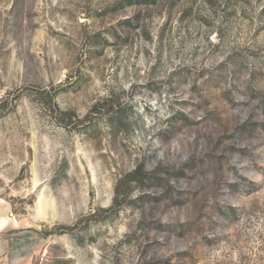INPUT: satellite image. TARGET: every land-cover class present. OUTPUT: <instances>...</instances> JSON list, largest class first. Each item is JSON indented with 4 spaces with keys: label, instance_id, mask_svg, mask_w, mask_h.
Here are the masks:
<instances>
[{
    "label": "rangeland",
    "instance_id": "374dc122",
    "mask_svg": "<svg viewBox=\"0 0 264 264\" xmlns=\"http://www.w3.org/2000/svg\"><path fill=\"white\" fill-rule=\"evenodd\" d=\"M0 264H264V0H0Z\"/></svg>",
    "mask_w": 264,
    "mask_h": 264
},
{
    "label": "trees",
    "instance_id": "16d2710c",
    "mask_svg": "<svg viewBox=\"0 0 264 264\" xmlns=\"http://www.w3.org/2000/svg\"><path fill=\"white\" fill-rule=\"evenodd\" d=\"M106 103V101L104 102ZM144 170L142 168V166H139L133 173L129 174L125 180H121L126 182H139V183H142L143 182V177H144ZM119 188L117 187L116 189V195H115V199H114V203L115 204H119V199L122 195H120V192L118 190Z\"/></svg>",
    "mask_w": 264,
    "mask_h": 264
}]
</instances>
